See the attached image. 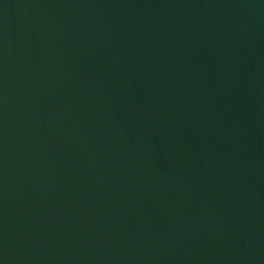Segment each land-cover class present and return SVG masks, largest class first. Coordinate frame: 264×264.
Instances as JSON below:
<instances>
[{"label":"water","instance_id":"obj_1","mask_svg":"<svg viewBox=\"0 0 264 264\" xmlns=\"http://www.w3.org/2000/svg\"><path fill=\"white\" fill-rule=\"evenodd\" d=\"M0 264H264V0H0Z\"/></svg>","mask_w":264,"mask_h":264}]
</instances>
